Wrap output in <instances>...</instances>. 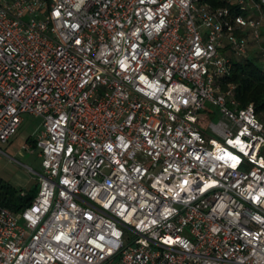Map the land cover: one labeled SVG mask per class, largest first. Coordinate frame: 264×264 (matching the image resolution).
I'll return each instance as SVG.
<instances>
[{"label": "built area", "instance_id": "obj_1", "mask_svg": "<svg viewBox=\"0 0 264 264\" xmlns=\"http://www.w3.org/2000/svg\"><path fill=\"white\" fill-rule=\"evenodd\" d=\"M223 1L0 0V141L43 124L0 264H264V121L218 82L264 0Z\"/></svg>", "mask_w": 264, "mask_h": 264}, {"label": "rangeland", "instance_id": "obj_2", "mask_svg": "<svg viewBox=\"0 0 264 264\" xmlns=\"http://www.w3.org/2000/svg\"><path fill=\"white\" fill-rule=\"evenodd\" d=\"M251 4L252 7L249 11V16L257 20L261 16V10L257 4L253 2ZM256 28L261 32V41L259 43L254 38L255 28L253 26L248 25L244 35L250 41L248 54L253 56L259 65L263 66L264 60L261 55V48L264 46V15L263 22ZM207 109L217 111L215 105L210 102H207ZM219 116L220 114L217 111L211 119L218 120ZM42 127L41 116L25 112L23 113V120L17 131L8 141H0V180L9 181L18 188L26 191L36 187L39 183L37 172L42 168V157L34 147L30 146L26 148L25 143H29L28 137L30 135L33 137L37 135Z\"/></svg>", "mask_w": 264, "mask_h": 264}, {"label": "trees", "instance_id": "obj_3", "mask_svg": "<svg viewBox=\"0 0 264 264\" xmlns=\"http://www.w3.org/2000/svg\"><path fill=\"white\" fill-rule=\"evenodd\" d=\"M210 1L214 4L224 3L223 0H201ZM232 10L247 14V11L232 6ZM233 68L231 72L218 80L223 88L231 83L236 84L235 96L241 105H247L253 102L258 115L264 121V65H259L253 56L247 54L241 57H233ZM29 141H34L30 135ZM39 183L35 188L27 190L22 194L21 189L9 181L0 180V204L9 206L16 211H20L29 205L37 194Z\"/></svg>", "mask_w": 264, "mask_h": 264}]
</instances>
